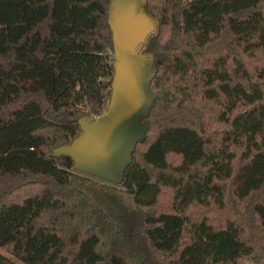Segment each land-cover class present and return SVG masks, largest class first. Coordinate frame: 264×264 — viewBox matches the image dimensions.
I'll return each instance as SVG.
<instances>
[{
    "label": "trees",
    "instance_id": "trees-1",
    "mask_svg": "<svg viewBox=\"0 0 264 264\" xmlns=\"http://www.w3.org/2000/svg\"><path fill=\"white\" fill-rule=\"evenodd\" d=\"M106 1L0 0V264H264V0H145L117 184L49 154L107 103Z\"/></svg>",
    "mask_w": 264,
    "mask_h": 264
},
{
    "label": "water",
    "instance_id": "water-1",
    "mask_svg": "<svg viewBox=\"0 0 264 264\" xmlns=\"http://www.w3.org/2000/svg\"><path fill=\"white\" fill-rule=\"evenodd\" d=\"M145 0H107L106 21L113 53L108 100L95 116L77 118L80 132L49 154L71 159L75 171L117 184L146 124L140 119L153 96L148 87L153 56L142 52L157 19L144 11Z\"/></svg>",
    "mask_w": 264,
    "mask_h": 264
},
{
    "label": "rangeland",
    "instance_id": "rangeland-1",
    "mask_svg": "<svg viewBox=\"0 0 264 264\" xmlns=\"http://www.w3.org/2000/svg\"><path fill=\"white\" fill-rule=\"evenodd\" d=\"M111 53H112V51H111ZM112 57H113V55H112ZM113 59V58H112ZM0 254L1 255H4V256H6V257H9L10 259H12L10 256H9V254L8 253H6L5 251H2V250H0ZM17 264H22V263H19V262H16Z\"/></svg>",
    "mask_w": 264,
    "mask_h": 264
},
{
    "label": "built area",
    "instance_id": "built-area-1",
    "mask_svg": "<svg viewBox=\"0 0 264 264\" xmlns=\"http://www.w3.org/2000/svg\"><path fill=\"white\" fill-rule=\"evenodd\" d=\"M111 51H112V50L107 49V54H108V56H112V55H113V53H111Z\"/></svg>",
    "mask_w": 264,
    "mask_h": 264
}]
</instances>
